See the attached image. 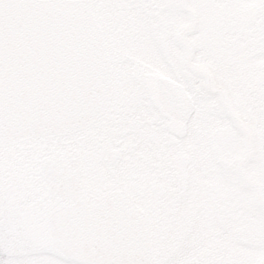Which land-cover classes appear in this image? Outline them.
<instances>
[{"label":"snow or ice","instance_id":"6c2138e0","mask_svg":"<svg viewBox=\"0 0 264 264\" xmlns=\"http://www.w3.org/2000/svg\"><path fill=\"white\" fill-rule=\"evenodd\" d=\"M0 264H264V0H0Z\"/></svg>","mask_w":264,"mask_h":264}]
</instances>
